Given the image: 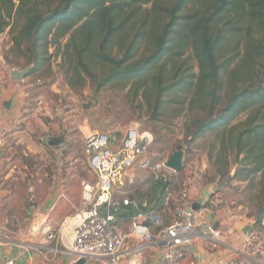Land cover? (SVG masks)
<instances>
[{"label": "trees", "instance_id": "obj_1", "mask_svg": "<svg viewBox=\"0 0 264 264\" xmlns=\"http://www.w3.org/2000/svg\"><path fill=\"white\" fill-rule=\"evenodd\" d=\"M6 28L14 47L27 43V75L50 60L53 47L78 63L113 64L102 81L126 79L135 94L153 72L155 108L186 94V104L170 99L199 112L186 139L217 136L211 166L220 178L254 188L253 225L263 227L264 0H0V33ZM144 46L149 52L137 58Z\"/></svg>", "mask_w": 264, "mask_h": 264}, {"label": "rangeland", "instance_id": "obj_2", "mask_svg": "<svg viewBox=\"0 0 264 264\" xmlns=\"http://www.w3.org/2000/svg\"><path fill=\"white\" fill-rule=\"evenodd\" d=\"M13 2L17 4L18 0ZM26 49V41L20 48L12 45L8 28L0 33V59L6 63L31 67V64L28 65L31 56ZM148 52L149 49L144 46L137 58ZM49 53L50 60L38 72L21 79L20 87H24L28 97L33 100L34 97H41L40 105L50 112L44 118L46 125L60 119V125L63 126L60 135L56 137L58 133L47 125L42 132L37 128L29 134L31 143L28 145L20 142L9 152L6 149L0 150V210L5 211V215L15 214L19 218V222L14 221L8 225L14 243L26 247L33 241L29 234L31 225L28 223L26 208L34 211L40 199L49 195L52 188L63 190L66 196L76 191L81 194V182L92 181L87 158L83 153L84 136L94 131L119 136L130 123H137L142 130L152 133L153 143L148 151L152 164L165 162L180 148L182 168L176 172L162 170L170 178L168 191L156 186L153 170L135 168L132 180L115 192L116 197L148 203L153 213L162 217L166 223L171 218L174 204L180 201L181 193H186L190 201L200 197V202L218 200L216 209L225 213V219L240 210L237 208L239 204L241 212L255 221L254 188L250 189L245 182L220 178L211 166L208 155L212 150V155H216L217 136L207 132L192 141L186 139V130L199 113L184 107L186 94L168 95L165 103L155 108V88L151 77L153 72L139 82L140 89L135 94L131 90L132 82L126 79L102 81L113 69L114 65L109 62L80 59L78 63L77 59L63 53L62 49L53 47L49 48ZM113 55L119 56L116 46ZM170 99H184L185 104L170 102ZM84 104L88 106L83 107ZM56 113H59V117L55 116ZM29 120L34 128L35 119ZM47 136L50 140L58 138L63 141L65 150L60 152L57 145L47 143ZM230 171L232 174L233 169ZM116 220L121 231L128 234V219L120 220L116 217ZM254 230L264 236V226H256ZM130 244L131 240L126 245Z\"/></svg>", "mask_w": 264, "mask_h": 264}, {"label": "built area", "instance_id": "obj_3", "mask_svg": "<svg viewBox=\"0 0 264 264\" xmlns=\"http://www.w3.org/2000/svg\"><path fill=\"white\" fill-rule=\"evenodd\" d=\"M152 143V133L142 130L137 123H130L119 136L97 131L84 136L83 153L92 181L81 182L80 207L72 216L57 222L31 225L29 232H39L46 241L56 243L58 246L50 250L69 254L73 263L83 258V264H142L137 256L154 247L159 252L157 264H179L186 256L187 264H264V236L251 230L234 246L230 240L236 229L230 219L222 218L216 228L208 220V206L214 205L217 211L218 200L190 201L186 193H181L166 223L148 209V204L116 197L115 192L132 180L135 168L153 170L155 180L167 183L168 191L170 178L162 170L169 168L166 161L152 164L148 156ZM57 147L63 152L66 145L59 140ZM0 149L5 150L1 138ZM140 204L146 210H140ZM196 204L198 209H193ZM111 209L128 214L120 218L128 219V234L121 231L116 212L111 213ZM9 224L7 219L0 223V246L13 243ZM69 228L72 233L68 241L64 231ZM197 242L228 247L230 252L203 260L197 249H190ZM27 246L35 245L31 242ZM0 264H15V258L0 260Z\"/></svg>", "mask_w": 264, "mask_h": 264}, {"label": "crops", "instance_id": "obj_4", "mask_svg": "<svg viewBox=\"0 0 264 264\" xmlns=\"http://www.w3.org/2000/svg\"><path fill=\"white\" fill-rule=\"evenodd\" d=\"M12 69L20 70L22 67L10 65L6 63L4 59H0V138L7 152L17 143L24 142L26 145L31 143L29 134L37 128L39 132L46 129L48 124L46 125V123H44V118L50 115L48 109L40 105L41 97H34L35 102L32 98L28 97L29 95L24 87H20V82L22 80H15L11 77ZM7 102L9 103L8 107L5 106ZM57 114L59 113H56L55 116L59 117ZM30 118L35 119L34 128L29 120ZM57 120L58 122L49 124L52 130L58 133L57 135L55 134L56 137L60 135L63 127L60 125V119ZM55 136L53 135L52 137ZM49 141L50 137L47 136L46 142L49 143ZM200 199L202 198L200 197ZM200 199L196 201L200 202ZM80 200L81 194H78V191L66 196L63 190L52 188L50 189L49 195L40 199L34 211L26 208L28 214L27 219L29 220L28 223H30V225H40L44 222H57L66 216H72L80 207ZM235 201L237 204V200ZM237 205L238 210H240L233 215L229 214L230 216L228 217L236 229V235L230 240L231 244L234 246H238L243 240L245 235L242 232V228L244 226L251 225L253 231H255L254 227H256L252 225L253 220L241 212V205ZM0 206H2V203H0ZM5 214V211L1 212L0 210V223L3 219L9 220L10 224L14 221L19 222V218L15 214ZM224 214L223 211L217 210L208 213L207 218L215 226L216 223L218 224V222L224 218ZM262 225L264 226V221ZM71 233L72 230L70 228L64 231V235L68 241L71 237ZM29 234L32 236V243L35 246L22 247L14 242L4 244L0 246V260L14 257L15 264H73L72 257L69 254L56 253L50 250V248L58 246L56 243L46 241L39 232L32 234L29 232ZM190 249H197L203 260L212 258L218 254L226 255L230 252L228 247L208 245L203 242H197ZM158 257L159 252L154 247H151L149 250L137 256L142 264H157ZM179 264H187V256L186 259L181 260Z\"/></svg>", "mask_w": 264, "mask_h": 264}, {"label": "water", "instance_id": "obj_5", "mask_svg": "<svg viewBox=\"0 0 264 264\" xmlns=\"http://www.w3.org/2000/svg\"><path fill=\"white\" fill-rule=\"evenodd\" d=\"M29 69H30V66L24 67L21 70L12 69L11 77L15 80H21L27 75ZM5 106L8 107L9 103L8 102L5 103ZM87 106H88V104L83 105V107H87ZM58 142H59L58 138H53L52 140L49 141V144L55 146L58 144ZM165 166L172 171H175V172L179 171L182 168V149L179 148V149L175 150L172 153V155L166 160ZM198 207H199V205L196 204L193 206V209H198ZM138 208L140 210H143V211L146 210V207L142 206L141 204L138 206ZM208 208L211 212H213L215 210L214 205H211V204L208 206ZM101 212L105 213L104 210H101ZM110 212L113 213V212H117V211H114L113 209H111ZM214 227L215 228L217 227V223L215 224ZM251 230H252L251 225H246L242 228V232L245 236H248L250 234ZM83 263H84V259L82 258L73 264H83Z\"/></svg>", "mask_w": 264, "mask_h": 264}]
</instances>
